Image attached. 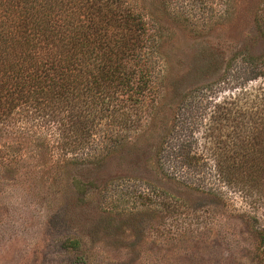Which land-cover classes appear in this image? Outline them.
Wrapping results in <instances>:
<instances>
[{"label": "rangeland", "instance_id": "1", "mask_svg": "<svg viewBox=\"0 0 264 264\" xmlns=\"http://www.w3.org/2000/svg\"><path fill=\"white\" fill-rule=\"evenodd\" d=\"M135 2L156 23L164 59L154 117L89 165L36 138L0 135V264H264L255 233L264 230V186L244 190L209 167L200 176L209 193L160 168L191 102L205 108L191 135L201 143L215 107L228 113L213 132L228 155L243 140L239 123L264 121V79L244 80L245 57L264 58V0H222L215 12L180 16L174 2Z\"/></svg>", "mask_w": 264, "mask_h": 264}, {"label": "trees", "instance_id": "2", "mask_svg": "<svg viewBox=\"0 0 264 264\" xmlns=\"http://www.w3.org/2000/svg\"><path fill=\"white\" fill-rule=\"evenodd\" d=\"M221 1L165 0L179 6V16L207 7L215 12ZM257 25L264 36V10ZM159 47L156 23L135 0H0V135L36 138L62 158L89 165L155 114L153 94L164 60ZM248 56L244 80L264 79V58ZM204 110L195 102L183 109L181 127L162 148L161 172L209 193L200 178L209 167L219 179L243 183L244 190L264 186V121L239 123L243 140L228 155L213 136L230 122L218 107L204 124L203 143L192 138ZM154 193L149 190L145 199ZM255 233L264 248V230Z\"/></svg>", "mask_w": 264, "mask_h": 264}]
</instances>
